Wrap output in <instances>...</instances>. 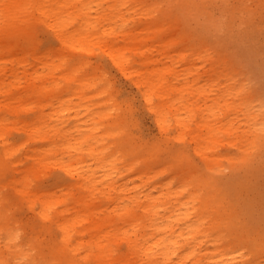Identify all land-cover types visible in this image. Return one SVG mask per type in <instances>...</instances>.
<instances>
[{
  "label": "bare ground",
  "instance_id": "1",
  "mask_svg": "<svg viewBox=\"0 0 264 264\" xmlns=\"http://www.w3.org/2000/svg\"><path fill=\"white\" fill-rule=\"evenodd\" d=\"M210 1L0 0V264H20L24 256L23 264H264V238L238 226L229 194L218 185L225 161L234 168L260 145L264 134L254 129L264 125L261 103L219 54L222 23L215 31L208 21L201 30L191 25ZM243 21L255 26L251 14ZM40 25L52 44L36 37ZM200 37L212 44L195 47L211 60L208 87L199 85L200 76L179 82L195 69L187 46H178H194ZM98 47L134 76L162 133L157 141L140 143L128 132L122 114L129 107L113 96L104 102L114 107L102 114L117 111L119 119L104 132L100 111L88 110L79 122L73 106L90 108V90L107 95L112 86L74 54ZM154 47L159 57L150 55ZM131 51L144 68H134ZM179 62L187 63L185 71ZM74 96L81 101L71 105ZM173 125L176 138L195 142L206 167L186 147L168 148ZM15 131L23 133L20 141ZM112 134L124 137L122 147L110 149L105 139ZM224 144L237 152L221 153ZM55 165L75 179L44 187L39 179ZM126 169L134 176L125 177ZM15 203L36 210L40 222L30 233ZM15 230L22 231L19 241L6 242Z\"/></svg>",
  "mask_w": 264,
  "mask_h": 264
},
{
  "label": "rangeland",
  "instance_id": "2",
  "mask_svg": "<svg viewBox=\"0 0 264 264\" xmlns=\"http://www.w3.org/2000/svg\"><path fill=\"white\" fill-rule=\"evenodd\" d=\"M261 2L263 0H212L209 2L208 12L197 14L199 15L198 19L193 21L191 25L201 30L209 26L206 24L208 21L211 22L210 27L212 31H215L214 24L222 23L220 34L225 38V46L219 48V54L226 59L228 66L241 78L249 94L259 104L261 103L258 110L259 120L264 123V4H261ZM259 5L260 8L258 9ZM231 13H233L234 19L229 23V15ZM248 14L252 15L255 26L254 24L249 25L243 21V18ZM200 34L213 41L212 36L208 37L206 33ZM36 37L41 40L44 46L52 44L54 41L53 36L50 35L44 25L38 27ZM191 42H195L194 46L191 43L183 42L178 47L187 46V61H189L191 66H194L195 71L187 74L189 78H179V82H185L188 79L200 76L199 85H204V83L208 82V68L211 66V60L196 54L195 47L209 42L207 39L201 37L199 39H192ZM151 50L150 55L154 58L159 57L161 48L154 47ZM74 54H82L89 62L88 71L92 74L97 73L98 75L104 73L107 77L103 80H108L110 85H112L107 95L99 93L100 88L90 90L92 95L91 102H93L90 108L87 109L86 105L83 104L73 106L74 111L79 113L78 120L81 124L86 119L88 110L100 111L102 114L103 111L114 107L104 102L107 96H113L122 108L129 107V110L122 114L123 117L124 115L126 116L123 126H127L128 132L135 136L140 143L155 142L162 137L155 116L145 104L141 89L136 84L133 75L123 72L115 65L110 55L99 47L91 51H76ZM130 55L134 60L135 69L144 68V64H141V55L138 52L131 51ZM176 65L182 72L187 67L186 62H179ZM204 86L208 87L209 84ZM198 95L200 96V94ZM207 95L209 96L208 100L210 102L213 97V92ZM80 101L81 98L74 96L71 105ZM117 113V111H107L102 114V117L98 115V118L101 119L100 132H104L113 121L119 119ZM30 116V113L22 112L19 117L28 119ZM69 119V125H72L74 119ZM176 133L177 129L175 125L171 126L170 132L166 134L170 136L167 144L168 148L178 149L186 147L184 149L191 155L192 159L199 165L206 167V161L194 149L195 142L191 141L190 137L178 139L175 137ZM23 137V133L16 131L12 135L15 141H20ZM123 139L124 137L122 135L112 134L107 135L105 140L110 146V149H114L122 147L121 142ZM220 152L235 153L237 152V148L230 144H224L220 147ZM165 155L166 152H164ZM123 163L120 160L118 165L122 166ZM225 164V169L218 173V185L223 189L225 194L226 191L229 194V198L234 207L233 211L239 217L238 226L242 229L248 228L256 237L262 236L264 238V135L260 145L245 160L238 162L234 168L230 167L227 161H225ZM98 173H104V171L99 170ZM125 173V177L134 176L127 169ZM74 179L66 172L64 167L55 165L42 174L39 182L44 187H53L57 183L69 182ZM4 192L14 202L16 201L15 191L12 187L5 188ZM15 206L14 211L16 217L27 225V233H30L35 228L33 227L34 224L38 225L40 222L36 210H31L26 205L19 206L17 203H15ZM51 226V236L57 235L59 233L57 225L52 224Z\"/></svg>",
  "mask_w": 264,
  "mask_h": 264
},
{
  "label": "clouds",
  "instance_id": "3",
  "mask_svg": "<svg viewBox=\"0 0 264 264\" xmlns=\"http://www.w3.org/2000/svg\"><path fill=\"white\" fill-rule=\"evenodd\" d=\"M254 130L261 134H264V125H259ZM21 235H22L21 230L12 231L9 234H7L6 242H12L13 240L19 241V239L21 238ZM26 259H27V256L22 257L20 264H23V261H25Z\"/></svg>",
  "mask_w": 264,
  "mask_h": 264
}]
</instances>
